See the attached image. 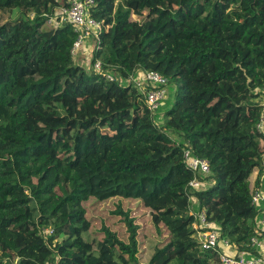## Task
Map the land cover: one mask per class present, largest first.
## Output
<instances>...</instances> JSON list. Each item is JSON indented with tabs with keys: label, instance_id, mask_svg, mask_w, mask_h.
<instances>
[{
	"label": "trees",
	"instance_id": "16d2710c",
	"mask_svg": "<svg viewBox=\"0 0 264 264\" xmlns=\"http://www.w3.org/2000/svg\"><path fill=\"white\" fill-rule=\"evenodd\" d=\"M102 70L166 78L154 113L133 83L77 62L70 24L46 15L60 0H0V264H141L139 225L112 211L122 239L91 234L80 171L96 157L108 175H171L143 200L158 233L146 264H222L193 236L204 209L238 251L253 250L256 208L249 177L263 174L264 0H94ZM17 10V15L13 16ZM172 96H169L168 94ZM209 162L206 186L187 191L184 149Z\"/></svg>",
	"mask_w": 264,
	"mask_h": 264
},
{
	"label": "built area",
	"instance_id": "2783aa9c",
	"mask_svg": "<svg viewBox=\"0 0 264 264\" xmlns=\"http://www.w3.org/2000/svg\"><path fill=\"white\" fill-rule=\"evenodd\" d=\"M95 5L94 0H60L59 5L52 14L46 15L45 22L51 27H58L62 24H70L76 33V38L72 43L70 53L73 58L89 39L95 41L94 48H99V34L106 30L108 25L91 16V8ZM93 51V50H92ZM88 67L95 73L105 76L112 81L118 79L120 83H133L145 97V102L151 113L158 110L166 96V78L156 71L137 70L130 74L127 79L115 76L110 72L102 70L100 59H88ZM264 95V86L261 88ZM256 128L264 134V104ZM183 163L188 168L193 177L187 185V193L192 196V190L202 189L206 186L205 177L210 171L207 159L193 154L186 148L182 153ZM251 203L256 208L257 214L254 220V235L250 238V246L253 250L229 251L233 244L221 236L219 229L213 221L206 218L205 210L202 209L194 214L195 220L192 223L194 229L193 236L202 250H215L222 264H264V190L261 188L251 189ZM237 249V248H236Z\"/></svg>",
	"mask_w": 264,
	"mask_h": 264
},
{
	"label": "rangeland",
	"instance_id": "374dc122",
	"mask_svg": "<svg viewBox=\"0 0 264 264\" xmlns=\"http://www.w3.org/2000/svg\"><path fill=\"white\" fill-rule=\"evenodd\" d=\"M17 12L15 10L13 16ZM168 95L172 96L170 93ZM79 168L90 192L85 207L88 218L92 220L91 234L100 238L98 230L105 224L116 231L120 238L125 239L124 224L120 216L112 211L118 205L123 210L130 209L139 225V261L146 264L153 247L165 238L167 232L165 229L161 233L157 232L151 223L148 209L142 203L171 175V167L138 175H108L101 171L96 157H90L82 160Z\"/></svg>",
	"mask_w": 264,
	"mask_h": 264
},
{
	"label": "crops",
	"instance_id": "0c3cea01",
	"mask_svg": "<svg viewBox=\"0 0 264 264\" xmlns=\"http://www.w3.org/2000/svg\"><path fill=\"white\" fill-rule=\"evenodd\" d=\"M94 44H95L94 39L93 38L89 39L88 42L84 44L82 48L78 51L75 60H77V62H81L83 65L88 67V59L89 56H91V52L93 50ZM263 104H264V98H263ZM257 173L258 171L254 170L249 177L250 188L251 189L261 188L262 190H264V162H263V174L260 176L258 183L256 181ZM228 250L231 252L238 251L234 245L230 246Z\"/></svg>",
	"mask_w": 264,
	"mask_h": 264
}]
</instances>
